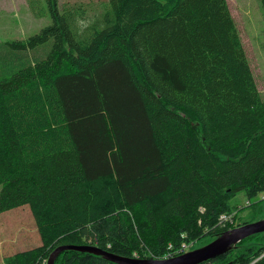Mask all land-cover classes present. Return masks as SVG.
<instances>
[{
  "label": "trees",
  "instance_id": "1",
  "mask_svg": "<svg viewBox=\"0 0 264 264\" xmlns=\"http://www.w3.org/2000/svg\"><path fill=\"white\" fill-rule=\"evenodd\" d=\"M28 1L52 22L0 41V213L29 205L42 244L0 264L174 257L250 223L231 199L264 192V96L228 0H108L88 23ZM253 236L200 264H264Z\"/></svg>",
  "mask_w": 264,
  "mask_h": 264
},
{
  "label": "rangeland",
  "instance_id": "2",
  "mask_svg": "<svg viewBox=\"0 0 264 264\" xmlns=\"http://www.w3.org/2000/svg\"><path fill=\"white\" fill-rule=\"evenodd\" d=\"M228 2L241 33L258 89L264 96V8L262 1L228 0ZM60 3L62 5L82 4L86 11L85 22L88 23L105 10L108 0H60ZM51 22L50 14L40 17L34 15L28 0H0V41L27 39ZM231 203L239 210L237 223L264 219V192L255 197H248L245 192L241 191L232 197ZM257 234L263 235L259 238L254 234L244 244L258 246L260 239L264 244V232ZM211 238V235H206L196 241L188 240L187 251L206 245L212 241ZM41 244V235L29 205L0 213V261H4L6 257L18 251Z\"/></svg>",
  "mask_w": 264,
  "mask_h": 264
},
{
  "label": "water",
  "instance_id": "3",
  "mask_svg": "<svg viewBox=\"0 0 264 264\" xmlns=\"http://www.w3.org/2000/svg\"><path fill=\"white\" fill-rule=\"evenodd\" d=\"M261 232H264V219L258 220L256 222H250L240 227L228 230L220 235L217 239L200 248L187 251L181 255L167 259L130 258L122 255H114L108 251H104L93 246L62 245L53 250L49 256L47 264H55L60 253L67 249H78L81 251L95 253L97 255L104 256L106 259L117 264H200L202 262L217 258L218 256L229 251L241 240Z\"/></svg>",
  "mask_w": 264,
  "mask_h": 264
},
{
  "label": "built area",
  "instance_id": "4",
  "mask_svg": "<svg viewBox=\"0 0 264 264\" xmlns=\"http://www.w3.org/2000/svg\"><path fill=\"white\" fill-rule=\"evenodd\" d=\"M222 219H224V220L228 219V215L223 214L222 215ZM169 247L173 248V245H170ZM188 248H189V244L187 242H183L182 245L180 246V248L175 249V250H176V253L177 252L181 253V252H186L188 250ZM172 251H174V250H172ZM172 251H168L167 253H165L162 258L163 259H167V258L173 257V252ZM133 257L134 258L135 257L136 258H140V255L137 252H135Z\"/></svg>",
  "mask_w": 264,
  "mask_h": 264
}]
</instances>
